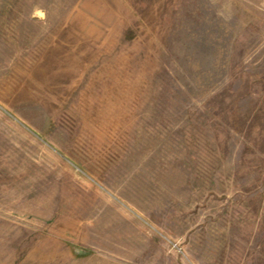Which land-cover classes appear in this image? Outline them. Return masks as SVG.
<instances>
[{
  "label": "rangeland",
  "instance_id": "rangeland-1",
  "mask_svg": "<svg viewBox=\"0 0 264 264\" xmlns=\"http://www.w3.org/2000/svg\"><path fill=\"white\" fill-rule=\"evenodd\" d=\"M6 7L0 264H264V0Z\"/></svg>",
  "mask_w": 264,
  "mask_h": 264
},
{
  "label": "trees",
  "instance_id": "trees-1",
  "mask_svg": "<svg viewBox=\"0 0 264 264\" xmlns=\"http://www.w3.org/2000/svg\"><path fill=\"white\" fill-rule=\"evenodd\" d=\"M17 2V1H16ZM16 2H15V4H16ZM3 3H4V7L5 8H3V11H2V16H0V18H2V19H4V20H6L7 19V17H9V15H7L6 13L8 12V8L6 7V6H11V4H13L14 3V0H5V1H3ZM14 4V6H13V8H17L19 5L18 4H16L15 5ZM13 10H15V9H13ZM12 10V11H13ZM3 20V21H4ZM191 136H192V138H191V141H193V143H196L195 141L196 140H198V137H199V135H200V133L198 132V133H196V132H193V134H190Z\"/></svg>",
  "mask_w": 264,
  "mask_h": 264
}]
</instances>
